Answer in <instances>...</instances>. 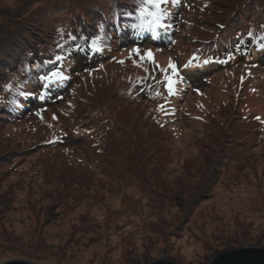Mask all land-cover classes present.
<instances>
[{
	"label": "rangeland",
	"instance_id": "374dc122",
	"mask_svg": "<svg viewBox=\"0 0 264 264\" xmlns=\"http://www.w3.org/2000/svg\"><path fill=\"white\" fill-rule=\"evenodd\" d=\"M219 2L177 8L166 45L124 40L75 74L66 66L60 99L0 110V263L207 264L264 248V65L229 52L208 71L192 40ZM99 108L107 126L88 130Z\"/></svg>",
	"mask_w": 264,
	"mask_h": 264
},
{
	"label": "trees",
	"instance_id": "16d2710c",
	"mask_svg": "<svg viewBox=\"0 0 264 264\" xmlns=\"http://www.w3.org/2000/svg\"><path fill=\"white\" fill-rule=\"evenodd\" d=\"M189 2L179 0L164 4L167 11L162 19L164 26L153 30L137 27L141 23L139 0H0V96L5 97L0 110H9L6 112L15 117L20 114L18 106L21 102L24 106L38 100L33 105V109H37L55 98L60 99L71 78L66 76V66L67 71L75 74L91 62L104 60L114 49L112 47L124 40L137 46L145 39L166 45L171 36L170 28L179 21L177 8L189 5ZM217 4L214 8L217 15L203 27L206 33L192 38L197 50L201 49V53L212 60L208 71L227 65L229 52H236L240 60L252 56L254 63L264 65V0H220ZM93 39L101 50L92 48ZM56 56L62 59L57 61ZM57 68L67 77L65 80L49 82L43 79ZM190 75H194L192 82L198 79L196 73ZM95 112L83 119L91 121L88 130L95 128L104 132L105 115L100 108ZM88 130L85 128L86 132ZM73 131L74 127L71 135ZM77 131L82 132V129ZM8 153L0 151V161ZM153 173L163 185L159 172L154 170ZM69 197L70 193L61 194V205H65ZM85 218L87 216L81 221ZM28 258L35 260L39 256Z\"/></svg>",
	"mask_w": 264,
	"mask_h": 264
},
{
	"label": "snow or ice",
	"instance_id": "6c2138e0",
	"mask_svg": "<svg viewBox=\"0 0 264 264\" xmlns=\"http://www.w3.org/2000/svg\"><path fill=\"white\" fill-rule=\"evenodd\" d=\"M178 3L179 0H139V13H140V20L141 23L137 25V27L143 29V28H152L153 30L157 27L164 26L161 21L164 18V16L167 14L166 9L163 7L164 4L167 3ZM150 5H158V9H154L150 7ZM92 48L96 51L101 50L98 45L97 41L95 39L92 40ZM134 51H139V49H135ZM149 57H151V52L148 53ZM61 56H56V60H61ZM196 59V58H193ZM207 63V61H205ZM173 69H175V65H171ZM67 77H65L62 73V70L57 68L53 71H51L48 76L44 77L43 79L51 82L55 80H65ZM165 83L167 87V91L172 94L175 92V84L177 83L176 80H174L171 77L165 78ZM24 95H28L27 93H24ZM43 99V95L40 97Z\"/></svg>",
	"mask_w": 264,
	"mask_h": 264
},
{
	"label": "water",
	"instance_id": "95a60500",
	"mask_svg": "<svg viewBox=\"0 0 264 264\" xmlns=\"http://www.w3.org/2000/svg\"><path fill=\"white\" fill-rule=\"evenodd\" d=\"M0 264H37L25 259H11ZM146 264H176L164 256L155 258ZM207 264H264V248L259 246H244L238 249L226 250L214 255Z\"/></svg>",
	"mask_w": 264,
	"mask_h": 264
},
{
	"label": "clouds",
	"instance_id": "9594fccd",
	"mask_svg": "<svg viewBox=\"0 0 264 264\" xmlns=\"http://www.w3.org/2000/svg\"><path fill=\"white\" fill-rule=\"evenodd\" d=\"M150 7L154 8V9H158L159 6L158 5H150ZM161 23H162V21H161ZM13 85L15 86V80L13 81ZM4 102H5V97L4 96H0V105H2Z\"/></svg>",
	"mask_w": 264,
	"mask_h": 264
}]
</instances>
